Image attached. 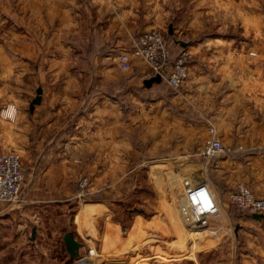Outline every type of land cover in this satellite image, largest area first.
<instances>
[{
	"label": "crops",
	"instance_id": "obj_1",
	"mask_svg": "<svg viewBox=\"0 0 264 264\" xmlns=\"http://www.w3.org/2000/svg\"><path fill=\"white\" fill-rule=\"evenodd\" d=\"M248 2L241 3L242 21L255 20L256 26L240 37L217 31L174 43L175 53L186 49L193 55L188 76L176 91L162 81L146 87V69L138 60L127 69L110 62L138 31L125 13L106 18L103 0H84L88 11L73 12L55 29L35 33L33 41L22 39L23 77L33 79L26 85L40 88L41 99L16 118L18 136L25 134L23 150L33 152L21 196L62 207L76 200L77 180L83 176L91 182L90 195H112L114 203L93 197L84 201L71 221L86 246H95L99 262L103 257L120 260L144 245L147 264H167L169 242L181 245L184 229L174 207L161 216L136 211L126 234H120L126 220L121 199L128 181L133 190L132 173L142 164L162 167L150 170L147 179L153 195L166 200H175L186 183H199L204 165L224 207L214 223L225 227L235 221L241 246L258 249L260 243L257 253L264 257V217L256 220L237 212L228 197L238 181L264 196V0H252L254 11L246 8ZM217 4L229 9L236 2ZM79 54L87 57L85 69L76 65ZM10 99L0 98V103ZM210 125L223 145L241 150L203 163L200 151ZM107 183L113 184L109 190L103 188ZM159 248L162 254H154ZM247 257L248 263L255 260Z\"/></svg>",
	"mask_w": 264,
	"mask_h": 264
},
{
	"label": "rangeland",
	"instance_id": "obj_2",
	"mask_svg": "<svg viewBox=\"0 0 264 264\" xmlns=\"http://www.w3.org/2000/svg\"><path fill=\"white\" fill-rule=\"evenodd\" d=\"M103 1L105 5L103 14L106 18H118L125 13L131 21L133 31H138L137 34L129 35L128 42L121 47L120 51L128 48L132 36L135 37L149 30L162 32L170 50H172V47H175L174 43L179 40H196L200 35L217 31L229 32L240 37L241 31L256 26L255 20L245 19L246 21H242V0H234L235 6L229 9L225 5H218L217 2L220 4V0ZM83 2L84 0H0V98H11L5 103H0V112L8 108L6 117L0 115V154L15 153L20 157L24 169V179L26 163L33 159V152L23 150L25 134L18 136L16 118L20 113L23 115L28 112L29 104L36 95V88L33 84L27 87L26 84L32 83L33 79L28 80L23 77L25 56L20 49V43L25 38L24 36L28 38L27 41H33L30 38L35 33L38 35L46 30L55 29L60 25L59 22L65 21L66 17H71L73 12H82ZM248 3L247 7H244L248 8L249 6L251 11L256 10V7L251 5L252 0H249ZM88 7L86 6L84 11H88ZM169 28L172 34H169ZM173 53L175 52L173 51ZM79 55L76 57L80 58V62H77L76 65H83L85 69L87 57L82 59V54ZM110 62L117 64V58ZM138 62L140 61L138 60ZM144 67L146 79L153 77L154 75L147 76L148 70L146 66ZM121 93L123 94L124 91ZM24 98H26L25 103L18 102ZM204 161L203 158V163H205ZM155 168L162 170L160 166ZM155 168L148 164L137 167L136 171L132 173V177L135 178H132L134 180L132 191L130 181H128L126 197L121 199L122 210L126 212L125 224L122 225L120 232L122 236L126 234L124 229L129 227V218L136 211L142 210L144 214L154 213L161 216L167 207H174L177 210L174 199V201L166 200L161 196L157 198L153 195L147 173ZM208 174L204 171L203 165L201 181L209 180ZM82 179H86L87 186L84 188V197L80 199L78 197L81 192L79 181ZM238 183L246 185L251 190V184L242 181L235 182L233 188ZM77 187L76 200H70L62 207L47 203L40 204L36 199H28L23 196L24 201L20 204L0 203V216L3 215L0 217V264H73L69 260L62 240L66 233L73 234L75 240L81 244L79 254L84 257L87 240L80 238L75 232L71 223L73 215L80 213V207L86 200L94 198L114 203L115 199L112 195L105 199L96 194L90 195L88 189L91 187V182L84 176L78 178ZM112 187V183L103 186L105 190ZM253 194L255 195L254 192ZM230 206L236 210L231 203ZM222 210L224 211L223 206ZM180 224L184 229L181 245L177 246V244L169 242L165 248L168 258L163 260L164 263L264 264V257H260L257 253L263 245L259 243L258 249L251 245L241 246L242 240L236 236L239 227L235 226V221H229L228 226L225 227L221 223L213 222L210 230L204 232L191 230L182 223L181 219ZM32 229H34L33 238ZM140 233L139 238L144 240L145 234ZM163 234L169 238L173 236L169 233H167L168 235ZM94 248L95 246L92 244L95 253L92 256L93 264L148 263L145 260L144 250L146 248L144 245L141 248L138 247L134 252H132L133 250L129 251L127 253L129 255L120 260L111 261L109 258L103 257L100 262L98 261V252ZM155 250L154 254H162L160 248ZM136 251L140 254L138 255ZM247 254L255 259L252 263L247 262Z\"/></svg>",
	"mask_w": 264,
	"mask_h": 264
},
{
	"label": "built area",
	"instance_id": "obj_3",
	"mask_svg": "<svg viewBox=\"0 0 264 264\" xmlns=\"http://www.w3.org/2000/svg\"><path fill=\"white\" fill-rule=\"evenodd\" d=\"M133 59L139 60L148 70L147 76L159 75L161 80L172 90H178L188 76L192 54L186 49H179L176 53L170 50L165 35L158 30H149L131 37L129 46L117 56V65L127 69ZM8 108L0 112L6 117ZM208 138L200 154L207 162L212 158L229 155L240 151L241 147L233 150L222 144L216 129L208 127ZM24 181V169L20 157L15 153L0 154V203L20 204L21 185ZM81 192L78 197H84L86 179L79 181ZM232 206L242 214L264 215V196L258 197L244 184L238 183L228 194ZM179 217L184 225L196 232L208 231L211 224L221 215L222 206L211 187L209 180H202L197 184L186 183L181 195L175 199ZM88 244V242H87ZM86 244V245H87ZM82 248H84L82 246ZM84 257L90 259L94 250L86 246Z\"/></svg>",
	"mask_w": 264,
	"mask_h": 264
},
{
	"label": "water",
	"instance_id": "obj_4",
	"mask_svg": "<svg viewBox=\"0 0 264 264\" xmlns=\"http://www.w3.org/2000/svg\"><path fill=\"white\" fill-rule=\"evenodd\" d=\"M169 34H172L171 29L169 28ZM182 45H185L182 43ZM161 82V78L159 75H154L153 77L146 79L143 81V84L146 87L151 86L152 83H159ZM41 99V89L38 88L36 90V95L35 97L32 99V101L29 104V110L32 111L34 106L39 104ZM264 217V215L262 214H253L252 218L256 219V220H260ZM32 238L34 235V229H32ZM63 244L65 247L66 252L69 255V260L72 261L73 264H89L90 263V259L88 257H82L79 254V249L81 247V244L79 242H77L73 236V234L71 233H66L63 235Z\"/></svg>",
	"mask_w": 264,
	"mask_h": 264
}]
</instances>
